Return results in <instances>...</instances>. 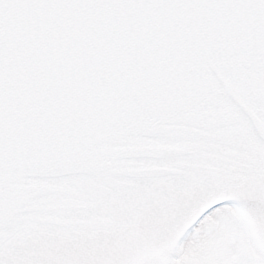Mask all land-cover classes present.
<instances>
[{"label": "snow or ice", "instance_id": "6c2138e0", "mask_svg": "<svg viewBox=\"0 0 264 264\" xmlns=\"http://www.w3.org/2000/svg\"><path fill=\"white\" fill-rule=\"evenodd\" d=\"M212 110L264 117V0H0V247L23 185L74 179L111 148L152 160Z\"/></svg>", "mask_w": 264, "mask_h": 264}, {"label": "water", "instance_id": "95a60500", "mask_svg": "<svg viewBox=\"0 0 264 264\" xmlns=\"http://www.w3.org/2000/svg\"><path fill=\"white\" fill-rule=\"evenodd\" d=\"M249 113L252 124L228 110L207 121L189 113L170 133L176 143L157 144L152 160L127 161L111 148L113 159L66 170L74 179L23 185L0 256L5 264H142L168 245L157 263L166 264L193 215L232 198L246 201L264 233V117Z\"/></svg>", "mask_w": 264, "mask_h": 264}, {"label": "flooded vegetation", "instance_id": "af4514ba", "mask_svg": "<svg viewBox=\"0 0 264 264\" xmlns=\"http://www.w3.org/2000/svg\"><path fill=\"white\" fill-rule=\"evenodd\" d=\"M237 213H219L210 224L196 228L189 240L174 249L169 264H264V233L253 217ZM160 256L142 264H157Z\"/></svg>", "mask_w": 264, "mask_h": 264}, {"label": "bare ground", "instance_id": "6f19581e", "mask_svg": "<svg viewBox=\"0 0 264 264\" xmlns=\"http://www.w3.org/2000/svg\"><path fill=\"white\" fill-rule=\"evenodd\" d=\"M233 199H234V201H231V202L233 203V205H234L233 209H234L236 212L242 214L243 216H246V218H250V217H249L250 214H249V211H248V205H247L246 201L243 200L242 198H233ZM200 214H201V213H199V214H198V215L192 220L191 225L189 224L190 226L188 225L187 228L184 230V232L182 233V235L179 237V239H178V241H177V243H176L174 249H175L178 245H180V244H182V243H185L187 240L190 239L191 234H192V232L194 231L193 229L198 228L197 225H196L194 222L197 220V218L200 216ZM208 218H209V217H208ZM174 249L172 250V252H171V254H170V256H169V258H168L166 264H168L169 259L172 257L173 252H174Z\"/></svg>", "mask_w": 264, "mask_h": 264}, {"label": "rangeland", "instance_id": "374dc122", "mask_svg": "<svg viewBox=\"0 0 264 264\" xmlns=\"http://www.w3.org/2000/svg\"><path fill=\"white\" fill-rule=\"evenodd\" d=\"M224 212H232L233 214L235 213V211H234L233 208H230V209H228V210H226V211H223V212H221V213H224ZM237 215H238V213H237ZM211 222H213V219H209V218H207V222H206L205 224H210Z\"/></svg>", "mask_w": 264, "mask_h": 264}]
</instances>
